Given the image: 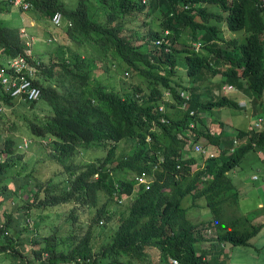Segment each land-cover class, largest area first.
<instances>
[{
    "label": "trees",
    "instance_id": "obj_1",
    "mask_svg": "<svg viewBox=\"0 0 264 264\" xmlns=\"http://www.w3.org/2000/svg\"><path fill=\"white\" fill-rule=\"evenodd\" d=\"M26 1L31 5V16L39 22L53 25L52 18L61 13L63 26L54 27L53 33L56 36L65 33L75 45H57V63H52L51 56L48 65L37 66L43 73L36 75L33 82L41 89V100L53 114L45 120L38 117L32 120L26 113L19 114L26 122L32 143L52 140L48 157L57 168L64 169L67 186L55 192L54 186L40 181L33 183L30 175L21 178L22 183L17 178L12 180L15 189L9 188L8 171L14 159L19 158L24 139L18 140L11 134L2 139L9 131L0 110V197L3 198L0 206L15 205L14 211L5 210L4 221L0 223V256L5 258V264H155L149 252L151 248L160 253L161 264L169 258L179 259L181 264H224L222 257L210 255L215 251L197 253L196 245L204 239L201 232H196L194 237L184 203L204 198L222 227L224 204L239 202L236 187L227 173L240 167L249 155L250 161L254 159V170L264 165V127L237 130L238 147L235 153L227 155L234 143L232 138L225 133L220 137L211 135L208 131L211 128L198 118L200 113L240 110L236 98L223 94L225 85L245 93L256 112L259 108L264 110V0H148V4L142 0H77L76 7H70L65 0ZM5 6L12 4L1 0L0 13ZM142 14L146 18L156 15L160 25L159 30H150L145 43L136 45L133 40L138 31L126 29L127 21ZM165 29L171 31L166 45L171 52L163 50L159 64H151L145 71L140 64L149 65L152 42L161 38ZM225 29L231 33L244 32L245 39L242 42L237 38L227 39ZM198 40L203 45L200 53L193 44ZM92 41L95 46L90 47L87 55L83 47ZM25 49L27 44L21 39L20 30L0 23V53L9 58L25 56L35 65ZM180 63L186 68V87L178 81ZM121 66L125 69L120 74ZM57 67L61 72L55 70ZM131 70L139 71L137 76L145 77L148 82L146 89L141 85L136 89L139 93L150 90L143 94V99L136 98L133 86L122 85L121 75ZM96 71L105 73L106 77L99 79ZM124 87L128 88L122 93ZM161 87H170L176 102L166 104L167 115L159 109L163 100ZM181 89L190 93L191 108L197 114V128L192 131L197 132L195 138L205 136L214 145L227 146L223 155L208 159L199 170L193 168L197 163L195 158L182 159L187 143L179 135L187 132L192 118L181 111ZM39 102L14 100L0 83V109L22 104L34 110ZM165 117L170 120L168 125L161 123ZM180 128L183 129L177 134L175 130ZM127 140L132 141V150L119 155L120 145L129 143ZM101 149L106 152L104 158L84 161L86 156ZM155 168L159 171L150 189L141 186L134 191L135 184L128 177L144 171L153 173ZM119 172L124 173L122 177ZM22 195H27L26 201L17 202ZM122 195H127V205L113 204L115 196ZM104 197L106 202L101 205ZM110 204H113L111 208ZM65 205L70 207L71 215L52 236H35L29 240L24 235L38 230L37 214L32 215L34 210L47 215ZM92 209L96 213L90 217L88 231L80 235L79 211L82 215H92ZM257 215H248V221ZM117 216L120 218L116 230L109 234L107 242L100 241L99 223L109 224ZM68 221L70 229L66 226ZM258 233V227H248L241 233L228 231L222 239L248 247L247 241Z\"/></svg>",
    "mask_w": 264,
    "mask_h": 264
},
{
    "label": "rangeland",
    "instance_id": "obj_2",
    "mask_svg": "<svg viewBox=\"0 0 264 264\" xmlns=\"http://www.w3.org/2000/svg\"><path fill=\"white\" fill-rule=\"evenodd\" d=\"M1 1V0H0ZM67 4H69L70 7H76L78 4L77 0H65ZM7 6V5H6ZM4 10L0 13V23L3 27H9L12 29H19L21 34V39L25 41L27 44V49H25V54L30 55L34 58L35 61H37V65L43 67V63H46L48 65L49 58L53 56V62L57 63V57H55V51L57 49V45L61 46H75L74 44H71L69 42L67 35L65 33L61 34L60 36L54 35L53 32L56 31L52 25L49 23H42L36 20V18L31 16V13L29 11L24 12L23 10L16 9L13 7H6ZM10 12V13H9ZM101 13L98 15L100 16ZM157 16L153 15L151 18H146L145 14L138 15L135 17L133 21H127V29L135 28L137 31H140L144 37L146 38L149 36L151 29L157 28ZM190 32V31H188ZM225 32V33H224ZM224 36L227 39H239L241 36L240 34H234L230 33L228 31H224ZM50 34L52 35L51 37ZM185 40V39H184ZM145 42L142 41V43ZM141 42L137 43L138 45L142 44ZM95 46V43L88 42L83 47V51L90 55V47ZM2 56H0V61L4 60L7 55H4L0 53ZM121 60V59H120ZM119 60V61H120ZM98 62V61H97ZM51 63V61H50ZM45 66V65H44ZM132 69L131 66L127 65ZM125 69V67L121 66L119 68L120 70ZM57 72L60 71V67H57L55 69ZM41 73L42 69L40 70ZM40 72L37 70V75H40ZM182 71H179L181 73ZM96 77L99 79H104L106 77V74L101 71H96ZM183 74V73H182ZM122 76V75H121ZM125 76V75H124ZM181 76V75H180ZM184 77V75H182ZM220 80V79H217ZM129 82L134 83L135 78L131 76L129 79ZM2 114H4L5 118V128L7 129V133H5L2 136V139L4 140L9 136V134L13 135L14 137H17L18 140L24 139L23 143V149L20 153H18L19 158L14 159V162L9 168L8 171V177L9 180L7 181V185L12 190L15 189V185L11 183L12 180H16L20 183H22L24 180L21 178H26L32 175L31 179L33 183H36L40 181L41 183H44L45 185H49L51 187L54 186L56 189L55 192H60L63 188V186H67V183L64 185V180H66V175H64L63 170L56 167L55 161L52 162L51 159L48 157L50 155L49 151V143L52 141L51 139H46L39 141V143L34 140L33 143L31 141L30 133L26 130V122L19 118V114H25L27 115L28 119L34 120V118H39L40 120H45L48 115H52L53 112H51L50 107L48 104L45 103L44 100H41L35 107L34 110L29 109V107H24L22 104H16L13 108H1ZM232 112L229 110L224 109L222 112V116L224 117V121L230 120L228 114ZM234 114V113H233ZM247 115H237L234 114L233 118L237 120V124H240L241 126L248 127L249 120H246L245 118ZM216 118V117H215ZM217 119V118H216ZM214 121V120H213ZM211 119H208V125L211 126ZM4 122V119L3 121ZM15 124V125H14ZM215 129V130H214ZM211 131L215 134L220 133V128L218 125L213 124L211 127ZM199 144L202 147H208L210 145H213L210 143L209 139L203 138L200 140ZM129 143H123L120 145L118 154H127L130 152V146ZM196 155V153H193ZM105 154L102 155V152L100 150L95 151L92 153L91 156H86L84 158V161H90V159H97V158H104ZM16 160V161H15ZM79 163V160L76 162ZM254 159L252 158L251 162L249 163L248 160L242 161L241 163V169L240 174L239 171L236 173L233 172L231 175L233 176V184L236 186L238 192L240 193V201L236 204L235 202L232 204H224L222 209V220L224 221L225 225H231V223L238 224V227L235 228H228L227 231H224L223 233H226L228 231H236V232H242L246 228L250 227L253 224L259 225L264 224V215H260L258 218L254 219L253 221H248L249 214L256 215L255 211H260V205L264 202V165H261L260 167L263 168V171L260 173L259 170H254L253 168ZM64 167V166H63ZM199 168V167H197ZM238 170V169H237ZM259 172V173H258ZM121 177L124 174L123 172H119ZM258 175L261 177L259 181H254V176ZM114 176H117L116 174ZM37 178V179H36ZM52 182V183H51ZM260 188L263 193H260ZM229 199L232 198L231 195L228 196ZM27 195H22L19 197L17 202L26 201ZM3 198L0 197V201H2ZM11 200V199H9ZM235 199H232L230 201H234ZM237 201V200H235ZM106 202V198H102L100 204H104ZM125 206L127 205L128 201H125ZM206 203V202H205ZM202 204V207H201ZM200 205V207H195L190 212L189 217L190 219L197 224H201L207 217H209V214L212 215V211L209 212L206 207H203V200H200L196 203L186 202L185 206H195ZM112 204H110L111 208ZM22 208V204H21ZM5 210H10V212L15 210V205H9L8 203H4L0 206V223L4 221L3 214ZM57 211V213H56ZM80 213V228L77 230V232H80V235H84L89 228V222L91 221L90 217L94 216L96 213L95 209H92V215L91 214H83L82 211H79ZM42 212H37L34 210L32 212V215L35 216L37 214L36 220L39 222V227L37 235L36 232H27L24 234L28 237L30 240L32 237L38 236L39 238L49 237L52 236L57 229V227L61 224L63 225L66 220L68 219L69 215H71V209L69 206L65 205L60 208H55L52 211L48 213H45L47 215H41ZM119 218L120 217H114L112 221L104 225H100L99 229V237L100 241H106L109 238V234L114 232L116 228L119 225ZM250 220V219H249ZM36 221V222H37ZM34 222V221H33ZM70 221L67 222V227L70 229ZM100 224V223H99ZM30 230L32 228L30 227ZM102 232V233H100ZM264 232V231H263ZM264 233L258 234L253 239V243L255 245L249 246V247H228V257H230L229 261H226L225 257L221 259V261H224V264H264ZM110 241V239H109ZM108 241V242H109ZM209 247V245H208ZM30 247H27V250H29ZM149 252L151 254V257H153V261H155V264H161L159 262V253L155 249H149ZM5 258L3 256H0V264H5ZM8 264V263H6Z\"/></svg>",
    "mask_w": 264,
    "mask_h": 264
},
{
    "label": "clouds",
    "instance_id": "obj_3",
    "mask_svg": "<svg viewBox=\"0 0 264 264\" xmlns=\"http://www.w3.org/2000/svg\"><path fill=\"white\" fill-rule=\"evenodd\" d=\"M5 1H8L10 4H12L11 7L16 8V9H20V10H23L24 12L29 11L30 8H31L30 3L27 2L26 0H20L19 5H16L15 4V0H5ZM261 1H263V0H261ZM142 3L148 4L149 1L148 0H142ZM24 4H29V8L28 9H25L24 8ZM185 8L187 10L189 9L188 6H186ZM62 17H63V15H62ZM53 18H52V24H53V26L56 27V28H61L63 26V24H61L60 26L54 25ZM130 20H133V19L130 18ZM62 23H63V20H62ZM159 25L160 24L157 21V28L155 30H157V29L159 30ZM131 29L137 31V29H135V28H131ZM225 30L228 31L227 29H225ZM139 32L140 31H138V36H136V38L133 40V42L134 43H136V42L137 43L138 42L139 43L140 42L142 43V41H144V40L146 42V39H144L145 37H143V39L141 38L143 36V34L140 32V35H139ZM186 33H188V31ZM234 34H240L241 37L238 40H240L241 42L245 39L244 32L234 33ZM170 36H171V31L169 29L162 30L161 38H158V39H156V40H154L152 42V49H153V51L152 52L151 51L148 52V54L150 55V57L148 59L149 65L148 64H145V63H141L140 64V67L142 69H144L146 71L147 69H149V67L151 66V64L158 65L159 62L161 61V56H162L163 50L166 53H170L171 52V49L168 48V47H166L167 43L169 42V37ZM189 38H191V37H189ZM183 39H185V36H183V38L181 39L182 42H183ZM186 41H190V39L189 40H186ZM145 42H143V43H145ZM142 44H140V45H142ZM193 44H194L197 52H199L202 49V46L203 45H202V41L201 40L195 41ZM136 45H138V44H136ZM28 56H30V55H28ZM17 57H20V56H17ZM17 57H14V58L4 57L5 59L1 61L0 70L2 68H4V67H7L8 62L16 59ZM21 57H25V56H21ZM182 58L183 57H181V63H182ZM33 61H34L35 65H32L31 63H30V65L32 67H36L37 68V66H38L37 65V61H35V60H33ZM181 63L179 64V66H180L179 67V71H182V72L178 74V76L180 77L178 81H180L182 83V85L184 87H186L187 82H188V77H187V73H186V68ZM168 69H170V67H168ZM123 71L124 70L120 71L119 73L121 74ZM137 73H140V72L138 71ZM137 73H135L134 70L124 72L122 74V76H121L122 79H123L122 85H127L129 87L133 86V90L137 93V94H135L136 95V98L137 99L138 98H142L143 99V97H142L143 94L145 96V93L147 94V91L150 92V90L147 89L145 91H142L141 93H139V92L136 91V89L139 88L140 85L142 87H144V89H146V87L148 85V82L145 79V77L144 78H140V77L137 76ZM182 75H184V77H182ZM131 76H133L135 78V82L134 83L129 82V79L131 78ZM159 76L164 77L160 72H159ZM127 88L128 87H124V90H121V92L124 93V91H126ZM161 89L163 91V96L160 99L163 98V100H162V105L159 106V109L162 112H166V115H167V113L169 112V110L165 109L166 104L173 105L176 102H175V100H174V98L172 96V92L170 90V87H161ZM223 94L224 95L232 96L233 98H236L237 101H239V105H240V110L239 111L238 110L226 109V110H229V111L232 112V114L231 113L228 114L230 120L224 121V117L222 116V112H223L224 109L216 110L214 112H209V113H204V114L200 113L199 116H198V118H201L204 121L205 125H208V119L209 118L211 119V122L214 120L213 123H211L210 128L212 127L213 124H216V125L219 126V128H220V133L219 134H215L214 132L211 131V129L208 130L211 135H214L216 137H220L222 133H225V135H228L229 138H232V140L234 141V143H233V146L231 147V149L228 150V151H227V146L225 147V145H218V144L214 145L213 144V145H210V146H208L206 148V147H202L199 144V142H200L201 139L207 138V137L202 136L199 140L195 138V136H196L195 133H197V132H192V131H194L195 128H197V118H195V116H197V114H196V111L195 110H192V108H191V95L185 89H181V91H180V97L182 99V103L180 105L181 111L183 113L187 114L189 118H192L191 121H188L190 123H189V128H187V132L185 131V132H183L182 135H179L180 138H181V140H184L187 143L186 144V152L184 153L182 159L187 160L186 158H190V159L195 158L196 161H197V163L195 165H193L194 166L193 167L194 170L202 169L203 167L206 166V161L208 159L220 157L226 151H227V155H230V154L235 153V151H236V149L238 147V144H239V141L236 138L237 137V130H239V129L240 130H243L244 128H247V130H251L252 128L261 129V128L264 127V114H263L264 113V110H262V109L259 108L258 109V112H256L255 111L256 108L253 105V102L250 101V98L245 93H238L234 89L233 86H231V85H225L223 87ZM41 99H42V97H41ZM233 113L234 114H237V115H247V117L245 119L246 120H249L248 127L241 126L240 124H237L236 123L237 120L233 118V115H234ZM161 123L163 125H168L170 123V120L165 117V118H162L161 119ZM200 124L202 125V123H200ZM221 124L223 125L222 127H221ZM182 129L183 128L177 129V130H175V132H177V134H179L180 130H182ZM167 137H169V136H167ZM127 141L129 142V144H131L130 146L132 147V141L131 140H127ZM100 151H103V153H102V155H103L104 154V150L101 149ZM193 153H196V155H194ZM105 156H106V152H105ZM249 156L245 160H248L249 163H250L251 161L249 159ZM197 167H199V168H197ZM240 169H241V166L240 167H237V168L231 170L229 173H227V175H229V177L231 178L232 183H233L234 179H233V176L231 174L233 172H235V171H236V173L239 171L238 174H240ZM257 170H259L260 173H261V171H263L261 168H258ZM157 171H159V170L157 168H155V170L153 171V173H148V172L144 171V172H141L140 174H132V175H130L128 178L131 181H133L134 184H135L134 185V191L138 190V188L141 187V186H145V188L147 190H149L150 189V186L152 185V183L157 178L155 176L156 175L155 173ZM260 179H261L260 176H258V175H255L254 176V181H259ZM263 179H264V176H263ZM236 190H237V188H236ZM257 190H259V189H257ZM237 193H238V201H240V193L238 192V190H237ZM135 195H136V193H133V196H135ZM127 199H128L127 195H122L121 198H119L118 196H115V201L113 202V204H116V203L124 204ZM200 200H203V204H204L203 207H206L207 210L209 212H211V209L207 207L204 198H202V199H196V200H188V202H191L193 204V203H196V202H198ZM184 205H185V203H184ZM261 205H262V207L260 206V211H255V213H258V215L254 219L258 218L260 215H262V216L264 215V202ZM185 207L188 208V209L185 208V209H187V219L191 222L190 225L192 226V231H193L194 237L196 236V232H201V235H202V237L204 239V241H201V242H199L196 245L197 250H198L197 251L198 254L202 255L203 252H205V251H209L210 253L212 251H215L216 252L215 254H210V253L209 254L211 256H214V257L217 256L218 258H220V257L224 258L225 257L226 261H229L230 260V257L227 256L228 255L227 248L228 247H231V246H233V247H243L241 245H235L231 241L223 240L222 239V237L225 235V233H223L224 230L227 231L228 228L238 227V226H235L234 223H231V225H225V223L223 221L222 222L223 225L221 227V225L217 221H215V215L212 213V215L209 214V217H207L205 219V221H203L201 224H197V223H194L190 219L189 214L193 210V208L200 207V205L185 206ZM201 207H202V204H201ZM250 214H249V216H250ZM100 225H104V223L101 221L100 222ZM250 227H258L259 228V233L260 234H263L264 233L263 232L264 231V224L256 225V224H253L252 223V225ZM254 237L250 238L249 241H247L248 242V245H250V246L255 245L253 243V241H254L253 238ZM208 245H209V247H208ZM159 259H160V256H159ZM209 259H211V257H209ZM165 264H181V262H180L179 259L169 258V259H167V261H166Z\"/></svg>",
    "mask_w": 264,
    "mask_h": 264
},
{
    "label": "built area",
    "instance_id": "obj_4",
    "mask_svg": "<svg viewBox=\"0 0 264 264\" xmlns=\"http://www.w3.org/2000/svg\"><path fill=\"white\" fill-rule=\"evenodd\" d=\"M20 0H15V4L19 5ZM24 8L28 9L29 4H24ZM63 17L57 13L53 18L56 26L62 24ZM37 68L32 67L25 57H17L9 61L7 67L0 70V83L5 86L9 96L14 100L24 103L38 102L42 97V91L37 87L35 81Z\"/></svg>",
    "mask_w": 264,
    "mask_h": 264
},
{
    "label": "crops",
    "instance_id": "obj_5",
    "mask_svg": "<svg viewBox=\"0 0 264 264\" xmlns=\"http://www.w3.org/2000/svg\"><path fill=\"white\" fill-rule=\"evenodd\" d=\"M10 13V12H9ZM52 27H54L53 25H52ZM0 56H2L1 54H0ZM258 189H260V188H258ZM261 190V189H260ZM260 193H263V191L261 190L260 191ZM261 207H262V205H260Z\"/></svg>",
    "mask_w": 264,
    "mask_h": 264
}]
</instances>
